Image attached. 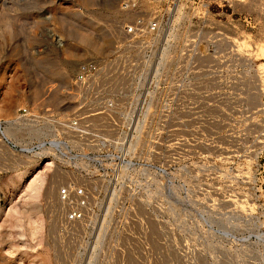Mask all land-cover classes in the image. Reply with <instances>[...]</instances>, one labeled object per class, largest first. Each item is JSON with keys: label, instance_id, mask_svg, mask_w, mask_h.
Returning a JSON list of instances; mask_svg holds the SVG:
<instances>
[{"label": "rangeland", "instance_id": "obj_1", "mask_svg": "<svg viewBox=\"0 0 264 264\" xmlns=\"http://www.w3.org/2000/svg\"><path fill=\"white\" fill-rule=\"evenodd\" d=\"M180 3L152 87L167 112L129 150L107 116L106 141L71 137L58 155L21 147L64 131L37 125L43 109L72 110L79 63L112 52L127 14L117 0H0V264H264V0L204 15ZM25 105L42 117L16 118ZM65 182L89 193L80 221L62 218Z\"/></svg>", "mask_w": 264, "mask_h": 264}, {"label": "built area", "instance_id": "obj_2", "mask_svg": "<svg viewBox=\"0 0 264 264\" xmlns=\"http://www.w3.org/2000/svg\"><path fill=\"white\" fill-rule=\"evenodd\" d=\"M180 1L117 0L119 9L127 15L117 24L119 35L112 52L79 63L70 89L66 91L73 97L70 112L58 114L46 107L43 111L47 120L37 122L44 128L52 124L50 120L57 121L64 131L52 133L54 136L43 137L21 149L35 154L37 149L49 148L58 155H65L63 145L71 137L81 142L94 138L103 143L105 138L99 120L107 116L110 118L107 122L117 130L114 143L129 150L130 141L133 140V146L140 142L148 116L167 112L165 102L155 104L152 87L155 82H164L167 60L163 59V50L170 48L173 42L169 33L174 30L173 19ZM232 1L185 0V3L187 8L200 10L198 13L204 15L209 12V4L231 5ZM194 42L192 39V44ZM15 112L16 118L35 121L42 117L26 105L18 106ZM81 154L89 156L88 152ZM118 157L125 160L123 156ZM57 198L65 207L62 218L66 223L84 218L89 199L84 186L65 182L57 188Z\"/></svg>", "mask_w": 264, "mask_h": 264}, {"label": "bare ground", "instance_id": "obj_3", "mask_svg": "<svg viewBox=\"0 0 264 264\" xmlns=\"http://www.w3.org/2000/svg\"><path fill=\"white\" fill-rule=\"evenodd\" d=\"M4 3V2H3ZM260 3V1H259ZM231 4L233 5H236L238 7H241V8H251V7H255L257 8L259 4H257V0H234L231 2ZM262 6V5H261ZM247 10V9H246ZM259 10V9H258ZM260 10L263 12L264 14V8H260ZM181 4H179V6L177 7V11H176V14H175V17H174V21H177L178 18L180 17V14H181ZM260 12V11H259ZM263 17V16H262ZM214 22V21H213ZM217 25V24H216ZM219 25V24H218ZM217 25V26H218ZM223 26V25H221ZM174 28V27H173ZM223 28V27H222ZM171 36L174 34L173 32H170L169 33ZM84 37V36H83ZM244 40V39H243ZM103 42V41H102ZM245 43V42H244ZM104 46V45H103ZM169 47H166L163 52L165 50H167ZM256 56H263V59H264V43H258V46L256 47ZM260 66H262V68L264 67V63H262ZM259 66V67H260ZM261 70V69H260ZM263 73V70L261 71ZM264 74V73H263ZM263 78H264V75H263ZM37 93V92H36ZM40 96V95H39ZM39 177V173L36 174L35 176H32L31 180L29 181V183L27 184V189L31 190L32 192H36L38 191L39 187H38V183L36 181V178Z\"/></svg>", "mask_w": 264, "mask_h": 264}]
</instances>
